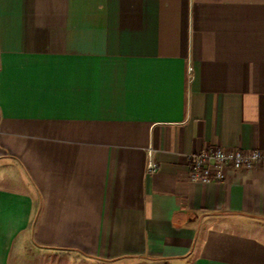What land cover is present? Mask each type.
<instances>
[{
	"label": "crops",
	"instance_id": "1",
	"mask_svg": "<svg viewBox=\"0 0 264 264\" xmlns=\"http://www.w3.org/2000/svg\"><path fill=\"white\" fill-rule=\"evenodd\" d=\"M213 146L264 150V0H0V264H264Z\"/></svg>",
	"mask_w": 264,
	"mask_h": 264
},
{
	"label": "built area",
	"instance_id": "2",
	"mask_svg": "<svg viewBox=\"0 0 264 264\" xmlns=\"http://www.w3.org/2000/svg\"><path fill=\"white\" fill-rule=\"evenodd\" d=\"M189 160L191 182L222 183L230 171L257 170L264 164V150H227L222 146H213L191 154ZM156 169L157 165L151 163L149 172Z\"/></svg>",
	"mask_w": 264,
	"mask_h": 264
}]
</instances>
